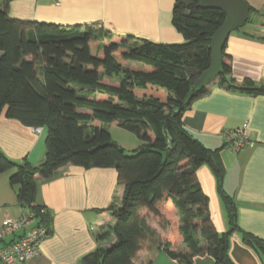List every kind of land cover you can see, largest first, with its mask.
I'll use <instances>...</instances> for the list:
<instances>
[{"label": "trees", "instance_id": "obj_1", "mask_svg": "<svg viewBox=\"0 0 264 264\" xmlns=\"http://www.w3.org/2000/svg\"><path fill=\"white\" fill-rule=\"evenodd\" d=\"M9 1L0 0V116L5 112L23 125L47 128L46 156L39 166L26 159L16 162L0 150V173L11 171L9 182L17 186L22 207L35 211L38 222L50 231V214L36 203L37 181L70 164L114 167L123 198L106 209L115 223L98 238L115 234L117 240L84 255L80 264H134L141 251L152 249L183 264H192L201 254L211 255L214 264H233L229 237L237 231L264 253V239L237 224L236 203L223 188L221 148L205 146L183 120L192 102L210 91L205 86L183 104L210 65V39L225 20L223 10L201 8L200 0H175L172 24L183 41L163 43L92 24L13 18ZM230 72L224 61L222 85ZM225 87L264 93L251 79L240 87ZM105 123L137 134L141 144L132 155L113 139ZM204 164L214 173L227 210L225 232L215 228L209 198L197 178ZM172 207L179 224L168 214ZM152 220L166 230V241L160 240ZM180 236L185 250L173 247Z\"/></svg>", "mask_w": 264, "mask_h": 264}, {"label": "crops", "instance_id": "obj_2", "mask_svg": "<svg viewBox=\"0 0 264 264\" xmlns=\"http://www.w3.org/2000/svg\"><path fill=\"white\" fill-rule=\"evenodd\" d=\"M253 8L248 21L233 31L224 46V60L231 72L221 84L220 76L207 87L209 93L194 100L184 113V123L192 135L209 148H221L225 167L224 190L237 208L240 230L264 239V93L252 94L225 86H243L251 79L264 87V0H247ZM175 0H10L13 18L62 25L92 24L114 34L133 35L154 42H182V35L172 24ZM244 128L249 144L239 151L225 146L222 132ZM47 128H33L0 116V150L10 159L39 166L46 156ZM113 137V136H112ZM115 140V139H114ZM118 143V142H117ZM119 144V143H118ZM141 144V143H140ZM139 144V145H140ZM11 171L0 173V225L6 218L28 212L17 198V186L9 182ZM201 188L209 198V212L219 232L228 230L226 207L211 168L204 164L197 170ZM124 188L118 184L114 167L67 165L45 180L37 181L36 203L50 214V232L39 251L21 264H80L84 255L97 247H108L117 240L98 235L115 223L106 209L115 200L119 205ZM168 214L180 223L176 208ZM154 229L168 239L166 230L151 221ZM150 222V223H151ZM185 250L183 238L173 242ZM228 255L233 264H264V253L244 242L240 232L229 237ZM183 264L162 250L141 251L134 264ZM209 254L196 255L192 264H214Z\"/></svg>", "mask_w": 264, "mask_h": 264}, {"label": "built area", "instance_id": "obj_3", "mask_svg": "<svg viewBox=\"0 0 264 264\" xmlns=\"http://www.w3.org/2000/svg\"><path fill=\"white\" fill-rule=\"evenodd\" d=\"M222 137L225 146L234 152L249 144L244 128L226 130L222 132ZM38 219L37 213L28 209V212L19 217L6 218L3 221L0 225V264H21L39 251L41 242L50 231Z\"/></svg>", "mask_w": 264, "mask_h": 264}, {"label": "water", "instance_id": "obj_4", "mask_svg": "<svg viewBox=\"0 0 264 264\" xmlns=\"http://www.w3.org/2000/svg\"><path fill=\"white\" fill-rule=\"evenodd\" d=\"M201 8H217L225 12L222 25L210 39L211 62L201 73L183 100L187 104L195 93L224 73V46L229 35L242 27L249 19L251 6L247 0H200ZM178 111V109H177Z\"/></svg>", "mask_w": 264, "mask_h": 264}, {"label": "rangeland", "instance_id": "obj_5", "mask_svg": "<svg viewBox=\"0 0 264 264\" xmlns=\"http://www.w3.org/2000/svg\"><path fill=\"white\" fill-rule=\"evenodd\" d=\"M103 126L108 129V131L113 136V139L119 143L127 155H132L134 153V149L137 148L141 143V140L138 138L137 134L124 129L120 125L105 123ZM159 231H157L158 236L163 242V235H160Z\"/></svg>", "mask_w": 264, "mask_h": 264}]
</instances>
